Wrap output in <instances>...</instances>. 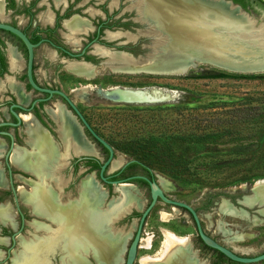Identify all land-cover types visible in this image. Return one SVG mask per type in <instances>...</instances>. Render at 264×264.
I'll return each instance as SVG.
<instances>
[{
	"label": "rangeland",
	"instance_id": "rangeland-1",
	"mask_svg": "<svg viewBox=\"0 0 264 264\" xmlns=\"http://www.w3.org/2000/svg\"><path fill=\"white\" fill-rule=\"evenodd\" d=\"M91 1L95 2L97 0H91ZM7 2H8L7 7L11 6L8 9L12 10L13 0H7ZM82 2L83 1L76 2V4H78L76 8L80 9L79 13H81V11H88L92 13V11L96 9L93 7V4L90 2H87L84 5H82ZM108 5L112 6V4H108ZM39 9L40 11L36 12L37 15L39 13L40 14L43 13L44 11V8H39ZM121 13L124 14L128 13L134 17L133 20L136 23H134L133 26L134 32H130L132 33L130 35H132L133 39L134 38L136 40L139 39V43L141 42V44L138 45V47L134 50L133 55L134 57L145 58L144 53L148 52L149 48H151L155 42V40L152 39V38H156L154 35L155 33H153L151 29H149V26L146 23H142V21H140L133 7V3H131L130 1L122 0V3L119 5L118 8V14ZM250 14L252 17H254L253 26L255 28H259L260 34L264 38V12L261 10H256V12H252ZM81 15L83 14L81 13ZM72 20L83 22L81 19H79L76 16H74L73 18L71 17V19L68 21L71 22ZM74 30L71 29L70 31L73 32ZM64 33L66 40H68L70 37L73 36L72 33L70 32H64ZM151 35H153L152 38ZM139 47H143V48H139ZM103 62L105 61L100 60L98 63H103ZM109 65H111L109 62L106 65L100 64L98 68L94 69L95 71L92 78L86 81L89 83H94L96 85L97 84L99 85L100 88H97L96 90L97 94L93 93V91H91V89L88 87L85 88L84 90L79 91L83 95L89 93L87 97L84 96L82 97L87 99L84 103H82L83 108L86 109L88 113L87 122L94 130H96L99 133L100 136H102L106 140L127 138L137 133L152 132L155 134L162 130H177L178 128L180 129L182 128L181 117L177 113L172 112V110L169 109L165 111L162 109L160 111L157 110L149 111L143 109L144 107H157L166 104H180V105L192 106L197 104H204L207 101L213 99L216 100L219 98L227 99L232 97H236V98L245 97V98H249L250 100L248 101L245 100L244 103H246L247 105L249 103L251 106L255 107L256 110L264 112V72H253V73L228 72L232 74H241L243 75V77H231V78L224 77V78L213 79V78H205L198 76H204L207 74H212L216 72H226V71L214 67L212 65H209L207 63H198L192 67H188L185 73L178 76H164V75L144 74V73L125 74L119 72L117 73L111 72L108 68ZM60 77L64 81H69L67 84L72 83L74 81V76L70 73L63 72L60 75ZM67 87L71 88L73 86L69 85ZM111 87H119L120 89H128L132 91L152 88V90L149 91V93H147L150 97L153 96L151 93L154 91H158L161 93L159 94L158 100L151 99L149 102H124V103L111 102L105 99L101 93H98V90H106ZM165 100L166 101L169 100L171 102H163ZM75 104H77V102ZM190 112L191 113L198 112L197 113L198 115L202 114L201 116H205L204 113H199V111H196L195 109H190ZM206 116H208V114H206ZM260 122L261 123L259 124L262 129L261 136L252 146V149L255 150L254 154L256 156L255 161H252L250 163L253 168H251L249 171H244L247 165L237 167L238 173L234 175L236 178L240 176H252L253 178L250 179L251 181L264 178V119L261 120ZM62 143L64 142L62 141ZM65 148H68V145L67 146L65 145ZM112 148L114 155L111 163L106 169L107 173H111L115 171L126 160L135 159L136 157L134 154L130 152H126L119 148L117 149L113 146ZM21 152L24 153L26 151L21 149ZM142 161L143 160H141V162ZM114 163L115 166H113ZM151 171L156 177L162 179V181L167 183V185L169 186V188L166 191H164L165 195H167L169 198H172L174 200L185 202L195 209L201 228L206 234H208L219 243L233 249L235 252L241 255L252 256L262 251V249L264 248V215H260L262 214L260 213L262 212V210H259L258 207L255 205H248L247 207H243L240 204L235 203V201L239 199L240 196V194H238L237 191L239 189L246 190L248 186V182H241L238 184L227 185V186H219L217 182L224 181L223 179L224 172H222L219 173L218 176L211 178L212 183L216 182L213 185H217V186L181 185L169 179L168 177L161 174L157 170L151 169ZM95 172L96 170L92 172H86V176H91L90 174L93 175L95 174ZM44 183H45V179L41 180V182L39 181L38 184L30 183L28 191H30L31 186H35L37 188L38 186L41 187L42 185H44ZM55 186L57 185L55 184ZM100 187L103 191H106V193H108L110 198H112L110 202L107 204L106 206L107 208L105 209L103 208L105 206L106 201H108V199H104V198L102 199V202L99 204V208H97L98 212L105 213L111 204L116 203L117 200L118 202H120L121 200L119 198L118 193L115 191L113 185L105 186L104 184H100ZM67 188L71 189L70 183L67 185ZM20 189L21 188H19L18 190ZM21 191H23L24 193L28 192L25 191L24 189H21ZM55 195L57 196L56 193ZM19 197L20 199L22 198L20 196V193H19ZM222 199H226L227 201H230L236 208L241 207L244 210L236 211L232 208L233 211L234 212L236 211L238 214H234L233 211L232 212L224 211L225 212L224 213L223 211L220 210V202ZM134 200H136L137 204L140 203L138 205V210L141 211L148 200L147 190L136 189L134 186L133 191L127 192V199L125 202L129 204L131 201ZM9 201H11V199ZM75 205L76 203H68L65 206L70 207ZM0 206H5L9 209V206H7L6 204H1ZM132 206L130 208H132ZM113 216L114 215L110 216V218ZM164 216H166L165 217L166 220H164L163 218ZM135 217L136 216H134L132 220H130L131 225H129V228L127 230H122L121 228L124 223L119 222V227H118L119 234L111 235L110 232H108L111 238H115V236L117 235L121 239L120 255H118V260L116 264H122L123 262L125 248L131 237L130 232L133 231L135 228V222H136ZM50 218L55 219L52 217ZM108 221L109 219L107 220V222ZM107 222L105 226L106 229H107ZM64 223L66 225L63 226L64 230L70 228V226H68V221L67 222L64 221ZM73 228L75 229L74 226ZM5 229H7V227L5 228L0 225V236L1 235L8 236L10 231L6 232ZM55 230H52V232L54 233ZM162 231L171 233L178 238L189 239L190 241H189L188 252L190 253L192 259L195 261L196 264H264V261H260L256 263H237L234 261H230L225 257H221L216 252L203 247L202 244L198 242V239L196 237V232L194 229V224L190 216L185 211L178 209L176 207H172L164 202H161L160 200H157L150 209L145 219V222L142 226V233L140 235L141 239H147V238L151 239L150 248L143 249L138 246L133 264H140V261L144 260L147 256H154L160 252L164 241V236L162 234ZM53 233H51L50 235L52 236ZM22 234L24 235L25 233ZM24 237H30V236L25 234ZM38 238H43V236ZM53 242L56 243V241ZM1 243H4L2 239H0L1 264H10V260H12L14 257L16 258L17 256H20V254L19 255L15 254V256L13 255L12 257L13 252H15V250L17 249V247L14 246L10 251L11 254H9V258L5 257L6 256L5 247H8L9 243L6 242V246L2 245ZM21 243H27V242L22 241ZM46 245L47 244L43 243L42 250L43 248L46 249L45 247ZM68 246L72 251L71 253L70 250L68 251L67 249ZM53 247L54 244L51 245V248H49L48 251H51ZM64 249L68 251L67 258L69 260V264L70 263L75 264L76 260L78 261L83 259L81 255H78L79 252H86L90 249L89 251L93 256V249L89 247L88 249L85 250L81 243H75V242L64 243ZM37 253H35L34 256ZM21 255H23L24 259H26L25 253ZM86 256L88 262H90L91 264H96L94 260L90 257V253H86ZM42 260L43 262L41 264L45 262V257L42 258ZM27 261L28 260L24 261V264H26ZM55 263L53 262L50 264H55ZM99 264H105V263L99 262Z\"/></svg>",
	"mask_w": 264,
	"mask_h": 264
},
{
	"label": "bare ground",
	"instance_id": "bare-ground-1",
	"mask_svg": "<svg viewBox=\"0 0 264 264\" xmlns=\"http://www.w3.org/2000/svg\"><path fill=\"white\" fill-rule=\"evenodd\" d=\"M134 4L133 7L136 12L139 13V18L153 23V25H151L153 29L161 34L163 33V37L171 36L172 42L167 44L162 43L161 40L160 44L156 43L157 49L163 52L160 54L161 56L159 55L160 51L156 54H149L146 57V62L144 60V62L147 63L145 65L142 61L135 62L126 54L109 55V62H113L114 64L110 63L111 65H109L108 68L113 73L156 74L154 72L161 71V69L155 66L159 61H174L176 65L178 64V66H181L179 70L185 67H192L193 64L190 61H183L185 55L195 56L197 61L208 62L218 68H220V66H217L218 64H212L218 61V59L207 58V56H213L223 60L226 58H230L231 60L236 59L233 61L250 60L259 62V64H264L263 51L259 50L252 42L245 43L243 41H238L237 38L234 37V34L242 35L251 32L253 29L250 21L240 14L236 8L228 5L222 0H135ZM66 23L67 28L70 30L76 29L74 31H78L84 28L83 22L72 20ZM14 52L13 49H9L8 56L11 62H13L15 56ZM218 63L223 64V62L220 61H218ZM69 69L70 72L77 74V76L79 75L85 78H92L95 71L88 66L82 65L72 66ZM234 71L264 72V65L259 67V69H236ZM84 89L83 87L81 90ZM13 90L16 92L17 98L24 102L26 98L19 92V88L13 87ZM151 90L152 88L132 91L120 89L119 87H111L106 90H98V93H101L105 99L111 102H149L151 99L158 100L161 92L154 91L151 93L153 96L150 97L147 93ZM163 102L167 101L165 100ZM55 106L56 109L51 112V115L58 123V132L61 140L66 143V146L69 140H73L75 142V151L86 152L87 144L80 140L78 129L71 119L72 116L70 117L64 112L59 105ZM21 118L25 124V131L28 137L27 142L30 145V150L27 153H23L21 149H13L10 155L11 162L18 167L32 172L36 178H38V182L44 179L46 180L45 176L52 175L53 178L51 179L54 185L56 184V187H58L60 181L54 178V166H51V163L48 162V153H53L55 146L38 128L30 115H22ZM113 166H115V163ZM0 183H2L1 175ZM157 183L163 191L169 188L167 183L163 182L162 179L158 177ZM258 186L257 196L264 200V180H262ZM133 187L130 183L122 184L121 189L124 192V202L121 203V201L118 202L117 200L116 203L108 207L105 213L97 211L104 197V193L91 176H85L82 179L79 199L75 202V206H70L68 208L58 203L55 193L49 186L42 185L37 188L31 186L30 191L25 193L21 191V189L18 190L22 197L21 199L28 202L32 210L37 212V214L39 213L47 218H55H50L55 223V228L49 229L47 235H44L43 238H36L35 242H20L22 247L20 250L21 252L18 253L20 256L14 257L11 263L24 264V261L28 260L26 264H41L43 262L42 258L48 253L51 245L54 244L55 246L58 243L59 248L64 249V243L75 242L81 243L85 250L91 247L93 249V256L97 261L89 251L90 249L87 252L90 253L97 264H99V262L116 264L118 255H120L121 239L111 238L108 234L110 231L106 229L105 226L110 216L117 214L123 207L127 208L133 204L136 206L140 204H137L136 200L131 201L129 204L125 202L127 199V192L133 191ZM107 204L103 207L104 209L107 208ZM220 210L223 212L233 211L225 200H221ZM234 214L238 213L235 211ZM165 217L166 216L163 217L164 220H166ZM9 219L10 210L5 206H0V220L3 222ZM64 221H68V226H70V228L64 230L63 226H66ZM52 230H55L54 233L56 234H54ZM51 233H53L52 236L50 235ZM162 234L164 236V241L160 252L154 256H147L144 260L140 261V264H196L188 252L189 239L178 238L165 231H162ZM53 241H56V243ZM43 243L47 245L45 246L46 249L43 248L42 250ZM150 245V238L141 239L140 237L138 244L140 248L149 249ZM67 249L68 251L70 250V253L72 252L69 246ZM68 251L64 249L66 258ZM23 253L26 254V259L21 255ZM35 253H37V256H34ZM75 264H87V262L82 259L76 260Z\"/></svg>",
	"mask_w": 264,
	"mask_h": 264
},
{
	"label": "flooded vegetation",
	"instance_id": "flooded-vegetation-1",
	"mask_svg": "<svg viewBox=\"0 0 264 264\" xmlns=\"http://www.w3.org/2000/svg\"><path fill=\"white\" fill-rule=\"evenodd\" d=\"M37 1L38 0H29L26 4L22 5L20 9L17 6L16 10L17 9L21 10V13H23L24 15L29 14L28 17H31L34 11L38 10L36 7ZM81 1H83L82 5L86 4L87 2L92 3L93 7L96 9H94L92 13L88 11H81V13L83 14L81 15V13H79L80 9L76 8V6H78L76 2H81ZM121 3L122 0H113V1L97 0L95 2L91 0H65L64 4H60L57 6H53L52 4H50L49 9L52 12V15H50L48 19H45L42 23L36 21L35 23L32 24L30 22L26 26L25 30L19 28L21 31H23L26 34L30 42L37 43V45L33 48L32 77L35 83L39 87L52 90L50 95L42 91L30 89L29 85L25 81V74H24L25 49L23 50L20 47L19 41L16 40L15 37L5 33L6 31H0L2 33L3 39L5 37H10L13 39L17 50L22 54L24 66H23V75L20 78V83L23 88L22 94L28 96V101L25 104L18 102L15 99V97L12 95H8V99L4 98L0 100V108H4V112L6 114V116H4L2 114V111H0V122L1 121L15 122V119L9 113V108L11 104L18 103L26 107L32 105L29 111H22L20 109L12 107V110L19 115L20 118L19 124L16 126H7V125L0 126V131L9 132L13 138V147L11 148L7 156V162L11 170V181L13 186H14V178H13L14 173H18L23 177L31 176L30 174L22 170L15 169L14 167H12L10 161V157H11L10 155L12 154L13 149L15 147L25 146L24 133H23V130L25 129V125L21 118L22 115H30L34 123L38 126V128L46 135L48 140L55 146V150L53 151V153H48L49 155L48 162L51 164H61V166L64 167L63 169L64 173L62 170L61 176L64 179H68L67 185L70 183L72 187V185H74L79 178L86 175V172H92L94 170H96L95 174L93 175L90 174V175L95 182L98 181L104 184L105 186L111 185L101 182L97 176L98 167L97 168L93 167L94 164H98L99 166V164L106 159L107 151L100 144H98L93 138H91V136L87 133L84 127L82 128V132H81V129L76 123V121L78 123H81L80 120L78 119L76 114H74V112L70 109V107L67 105L65 100L55 91L62 92L73 103L77 111L87 122L88 113L87 110L83 108V104H82L87 99L82 97L83 96L87 97L89 93L83 95L81 92L80 93L78 92L81 91L83 87L84 88L88 87L91 89V91H93V93L97 94L96 90L97 88L100 87L98 84L96 85L94 83L86 82L90 78H85L79 75L77 76V74L70 72L69 68L72 66L82 65L86 67L88 66L89 68H92L94 70L98 68L100 64L106 65L109 62L108 56L111 54H116L115 53L116 51L126 52L134 57L133 55L134 50L138 47V45L141 44V42L139 43V39L137 40L135 38L133 39L132 35H130L132 34L130 32H134L133 26L134 23H136L133 20L134 17L128 13L118 14V8ZM108 4H112V6H109ZM73 14H77V17L83 21L84 28L78 31L71 32L67 28L66 22L70 20L71 15ZM64 32L72 33L73 36L69 38L70 40L65 39ZM3 39H0L1 42L0 52L2 53V56L4 58L5 67H4V71L0 74V77L3 73L6 72L7 69L6 58L4 56V51H3V47H4ZM30 39H33V41H31ZM40 46H43L47 53V57H45L43 61H40L39 58L37 57V49ZM139 48H143V47H139ZM72 54H78V55L73 56ZM100 60H104L105 62L98 63ZM109 63L112 64L113 62H109ZM63 72L72 74L74 76V81L72 83L67 84L69 81L62 80L60 75ZM69 85H72L73 87L71 88L67 87ZM46 97H47L46 100H42L43 98ZM75 101L77 102L78 105L75 104L76 103ZM55 105H59L62 108V110L66 112L70 117L71 115L67 112L66 109H69L70 113L74 114V118L71 117V119L74 121L75 126L78 129L80 140L84 143L82 137V133H83L88 139H90V141L93 142L92 144L93 149L91 151H89L88 153L75 151L74 150L75 142L73 140H69L68 148H65V144L62 143V140L58 132V123L56 119L51 115V112H53L56 109ZM92 130L98 136H100L96 130H94L93 128ZM100 137L107 142L105 138H103L102 136ZM0 138L4 142V148L0 154V168L2 171L1 172L2 179L6 183L5 189L3 188L0 189V200L3 201L6 199L7 200L11 199L10 203L12 202L11 205L14 212L13 220L15 222L14 229L10 227V224L7 221H6L7 223L1 226L5 228L7 227V229H5L6 232L10 231L7 236L10 244V242H12L9 237L11 233L19 229L20 227H21L20 230L21 232L24 229L25 220L30 219L31 216L28 215L27 210L24 209L22 206H20L19 203H18L19 209L23 216L22 222L19 214L15 211L12 200V194L10 192V188L8 184L7 167L4 162V154L9 146V138L6 135H0ZM109 146L113 151L112 146L110 144ZM108 166L109 164L107 165V167ZM126 166L122 170H120L117 174L116 172L118 171V168L111 173H107L106 172L107 167H106L103 174L108 180L124 179L125 177L137 175V174L143 175L149 179L151 178L150 173L152 172L148 170L145 164L141 161L135 160V165L129 167ZM133 180L134 179H131L130 181L134 183L136 189L147 190V198H148L147 203H148L149 196H148L147 184L142 180L141 181H133ZM80 186H81V182L77 189L78 192L77 200L79 199ZM106 197H109L108 193ZM77 200L75 202H77ZM146 204L144 205V207L146 206ZM140 212L141 211H139L137 207H132L129 208L128 211L123 212L118 218H115L112 221V227H114L117 230L116 233L118 234L119 231L118 228L119 222L124 223L121 229L127 230L129 228V225H131L130 220H132L134 216H136L135 217L136 218L135 225H136L137 220L140 216ZM134 230L130 232L131 237L134 233ZM115 238H120V237L116 235Z\"/></svg>",
	"mask_w": 264,
	"mask_h": 264
},
{
	"label": "trees",
	"instance_id": "trees-1",
	"mask_svg": "<svg viewBox=\"0 0 264 264\" xmlns=\"http://www.w3.org/2000/svg\"><path fill=\"white\" fill-rule=\"evenodd\" d=\"M231 1L249 13L256 12V10L264 12V2L261 0ZM5 33L11 35L8 32ZM15 39L18 40L16 37ZM30 40L33 41V39ZM19 45L24 50L20 41ZM4 67V58L0 52V74L4 71ZM198 77L214 79L243 77V75L216 72ZM245 100L250 99L232 97L213 99L204 104L192 106L166 104L144 107L143 109L149 111L172 110L181 117L182 128L162 130L155 134L152 132L137 133L127 138L107 139V142L117 149L134 154L135 160H143L148 170H157L181 185L217 186L213 185L216 182L212 183L211 178L222 172H224V181L217 182L219 186L241 182L250 184L252 176L236 178L234 175L238 173L237 167L247 165L244 171L253 168L250 163L255 161L256 156L252 146L261 136L262 129L259 123L264 119V112L256 110L249 103L247 105L244 103ZM190 109L204 113L205 116L198 115V112L191 113ZM132 165H135V162L129 163L126 167ZM93 167L97 168L98 164H94ZM150 176L152 177L151 173ZM133 181L141 180L134 179ZM197 239L201 243L199 238ZM202 246L213 250L203 244ZM213 251L224 257L219 252Z\"/></svg>",
	"mask_w": 264,
	"mask_h": 264
},
{
	"label": "water",
	"instance_id": "water-1",
	"mask_svg": "<svg viewBox=\"0 0 264 264\" xmlns=\"http://www.w3.org/2000/svg\"><path fill=\"white\" fill-rule=\"evenodd\" d=\"M131 3L134 4L135 0H128ZM223 2L227 3L228 5L234 7L237 9V11L242 14L246 19H248L250 21V24L252 26V31L251 32H247L245 34L242 35H238V34H234V37L237 38L238 41H243L245 43L247 42H252L254 45H256L258 47L259 50L264 52V38L261 36L259 28H255L253 26L254 23V17L251 16V14L247 11H245L244 9H242L238 4L233 3L231 0H222ZM262 2H264V0H261ZM136 11V10H135ZM137 13V12H136ZM139 13H137V17L139 18ZM140 19V18H139ZM140 21H142V23H146L149 26V29H151V31L153 33H155V37L156 38H152L153 35H151V38L155 40L154 44L152 45L151 48H149L148 52L144 53L145 58L144 57H133L130 54L126 53V52H122V51H116V54H126L128 55L132 60H134L135 62H140L142 61L143 64H147L146 62V57L149 54H156L158 51L159 55L163 52L160 49H157L156 43L160 44L161 40L162 43H171L172 42V37L171 36H165L163 37V33H159L158 31H155V29H153V27L151 25H153V23H150L148 21H146L145 19H140ZM0 30L2 31H6L8 33H10L11 35L15 36L24 46L25 49V81L26 83L29 85L30 89L33 90H38V91H42L47 93L48 95L51 94L52 90L47 89V88H41L39 87L35 81L33 80L32 77V56H33V48L37 45V43H32L29 41L28 37L26 36V34L21 31L19 28L10 25L8 23L2 22L0 21ZM232 33V32H231ZM165 40H164V39ZM73 56L78 55V54H72ZM161 56V55H160ZM207 58H212V59H218V61L223 62V64H219L218 61L212 63V64H218L217 66H220L219 69H222L226 72H237L234 71L236 69H243V70H250V69H259V67H262L264 64H259V62L256 61H233L236 59L231 60L230 58H226V59H219L213 56H207ZM145 60V62H144ZM188 60L190 61L193 66L198 64V63H207L205 61H197V58L195 56H191V55H185V57L183 58V61ZM196 60V61H195ZM182 61V60H181ZM211 65V64H209ZM157 66L156 68L161 69L160 72H154L156 73L155 75H164V76H178V75H182L185 71H186V67L182 70L181 66H178V64L176 65V62L174 61H168V62H163V61H159L156 63ZM213 66V65H212ZM216 67V66H214ZM218 68V67H217ZM180 71V72H178ZM247 72V71H246ZM241 73V72H240ZM247 73H253L251 71L247 72ZM58 95H60L65 102L67 103V105L70 107V109L74 112V114H76V116L78 117V119L80 120L81 123H77V125L79 126V128L81 129L82 132V128L84 127L85 130L87 131V133L91 136V138H93L98 144H100L106 151H107V157L105 160H103L97 169V176L99 178V180L103 183L106 184H111L113 185L115 191L118 193L119 198L121 200V203H123L124 201V192L121 189V185L122 184H127L130 183L134 186V183L132 181H130L131 179H140L143 182H145L147 184L148 187V196H149V201L146 204V206L141 210L140 212V216L137 220V223L135 225V230L134 233L129 241V243L127 244L126 248H125V253H124V258H123V262L122 264H133L134 259H135V255H136V250L138 248V243H139V239H140V235L142 233V226L144 224V220L147 216V214L149 213L150 209L152 208V206L154 205V203L157 200H160L161 202H164L172 207H176L178 209H183L185 210V212L190 216L193 224H194V229L196 232V236L199 238V240L201 241V243L210 248L213 249L217 252H219L220 254H222L225 258H227L230 261H234L237 263H256V262H260L264 260V248L262 249L261 252H259L256 255L253 256H245V255H241L237 252H235L233 249L219 243L218 241H216L215 239H213L211 236H209L208 234H206L203 229L201 228V225L199 223V219L197 216V213L195 211V209L193 207H191L189 204L179 201V200H174L172 198H169L167 195H165L164 191L161 189V187L159 186V184L157 183V177L152 174V177L149 179L143 175H132V176H128L125 177L124 179H115V180H108L105 176H104V170L107 167L108 164L111 163L112 161V155H113V151L111 149V147L109 146V144L103 140L100 136H98L93 130L92 128L89 126V124L84 120V118L80 115V113L77 111V109L75 108V106L73 105V103L60 91H55ZM46 98H43L42 100H46ZM168 102V101H167ZM171 102V101H169ZM32 105L26 107V106H22L18 103H13L10 105L9 108V113L12 115V117L15 119V122H9V121H1L0 122V126L2 125H7V126H16L19 124L20 122V118L19 115L14 112L12 110V107L20 109L22 111H29V109L31 108ZM67 112L74 118V114L70 113L69 109H66ZM0 135H6L9 138V146L4 154V162L6 164L7 167V174H8V184H9V188H10V192L12 194V200H13V205L15 208V211L19 214L20 218H21V222L23 221V216L20 212L19 209V205H18V201H17V197H16V192H15V188L12 184L11 181V170L9 168L8 162H7V156L11 150V148L13 147V138L11 136V134L7 131H0ZM82 137L84 142H86L87 144V149L86 152L84 153H88L89 151H91L92 148V144L93 142L90 141V139H88L83 133H82ZM130 162H135V160H127L125 161L119 168L118 171L116 172V174L122 170L127 164H129ZM107 172V171H106ZM264 180V178H260V179H256L254 180L252 183L248 184L247 189L246 190H242L239 189L237 191L238 194H240L239 199H237L235 201V203L240 204L243 207H247L248 205H255L258 207L259 210H262V214L260 215H264V200L262 198H259L257 195V190H258V185L259 183ZM96 183L98 185L102 184L98 181H96ZM233 188V187H232ZM230 188V189H232ZM234 189V188H233ZM245 192V193H244ZM105 194V198H108V200H110V197H106L107 193L106 191H104ZM116 198V197H115ZM225 200L227 202V204L230 205L231 208H233L234 210L238 211H242L244 209H242L241 207H235L230 201H227L226 199H222ZM107 203V201H106ZM105 203V205H106ZM122 205V204H120ZM132 205H130L129 207H123L120 212H118L116 215H114L112 217V219L114 220L115 218H118L122 212L128 210ZM132 207H137L135 204H133ZM22 226V224H21ZM21 227L15 231H13L11 233L10 240L12 242H10V246L5 250V257H8L10 254V248L15 244L14 240H15V235H17L18 233H20ZM86 253H89L86 251Z\"/></svg>",
	"mask_w": 264,
	"mask_h": 264
},
{
	"label": "crops",
	"instance_id": "crops-1",
	"mask_svg": "<svg viewBox=\"0 0 264 264\" xmlns=\"http://www.w3.org/2000/svg\"><path fill=\"white\" fill-rule=\"evenodd\" d=\"M28 1L29 0H13V9H12L13 11H12V10L8 9L11 6L7 7V4H8L7 0H0V21H4V22H7L9 24H13V25L17 26L18 28L25 30L28 23L31 22L33 24L36 21H39L40 23H42L45 19H48V17L50 15H52V12L49 9L50 4H52L53 6H57V5L65 3V0H38L36 2V7L38 10L34 11V13L31 17H28L29 14L24 15L23 13H21V10H18V9L16 10L17 6L20 9V7H22V5L26 4ZM39 8H44V11L41 14L39 13L40 15L39 14L37 15L36 12L40 11ZM74 16L77 17V14L71 15V17H74ZM2 37H3L2 33L0 32V39H3ZM3 42H4L3 51H4V56L6 58L7 69H6V72L3 73L0 77V100H2L4 98L8 99V95H12L15 97V99L18 102L25 104L28 101V96L27 95L25 96V94H22L23 88H22V85L20 83V78L23 75V66H24L22 54L17 50L15 43H14L12 38L5 37L3 39ZM10 48L15 51L14 52L15 56H14L13 62L10 61L9 56H8ZM37 57L39 58L40 61H43L45 59V57H47V53H46L45 48L43 46H40L37 49ZM11 67H13V68H11ZM12 86L19 88V92H21V94L26 98L24 102L20 101L17 98L16 92H14ZM0 111H2V114L4 116H6V114L4 112V108H0ZM25 116H29V115H25ZM23 133H24L25 146L24 147H15V148L24 149L26 151H29L30 148H29V144L27 143L28 137H27L25 129L23 130ZM3 148H4V142L0 138V154L3 150ZM11 164H12V167H14L15 169L22 170V171L31 175L30 177H23L22 175H20L18 173L13 174L17 201L20 204V206H22L24 209L27 210L28 215L31 216L30 219L25 220L24 229L20 233L15 235V244L9 250V251H11V249L14 246L17 247L15 252H13V254H12V257H13V255L21 252L20 250L22 249V247L20 245V242H22V241L23 242H35L36 238L42 237L44 235L46 236L49 229H54L55 223L50 218H47V217H45L39 213L37 214V212L32 210V208L28 204V202L20 199L19 192H18L19 188L24 189L25 191H28L30 183L31 184H34V183L38 184L39 182L37 181L36 176L32 172H30L29 170L24 169L22 167H18L17 165H14L12 162H11ZM51 166H54L53 171L56 174L53 172L54 173L53 176H54V178L59 179L60 184L58 187H56L54 185L52 179H51L53 177L50 174L51 176H49V175L45 176L46 180H45L44 185L49 186L51 188V190H53V192H55L57 194L56 199L58 200V203H60L62 205H66L67 203H74L78 198V192H77L78 186H79L80 182L82 181L83 177H85L86 175L79 178L78 181L74 185H72L71 189H68L67 188L68 179H64L61 176L62 175L61 172L64 169V167L61 166V164H51ZM1 172L2 171L0 168V175H1V179H2V173ZM5 187H6V183L2 179V183H0V189L1 188L5 189ZM103 193H104V191H103ZM103 198L105 199V194H104ZM1 204H6L7 206H9L10 219L7 222L10 224V227L12 229H14V227H15V222L13 220L14 219V212H13L12 205H11L10 201L6 199L3 201H0V205ZM112 221H113V219L111 217V218H109V221L107 222V229L110 230L111 235H113L115 232H117V230L114 227H112ZM5 222L6 221L2 222V220H0V225H4ZM22 233H25V234L29 235L30 237H24L25 234L23 235ZM0 239H2L4 241V243H1L4 246H6V242L9 243L7 236L1 235ZM9 246H10V244H9ZM8 247H5V250ZM10 254H11V252H10ZM78 255H81L83 257V259L87 262V264H91L87 260L86 252H79ZM65 256H66V254L64 253V249L59 248L58 243H57L52 248V250L48 251V253L45 255L46 258H45V262L43 264H50L53 262L54 263L56 262L57 264H69V262ZM90 257L92 258L91 255H90ZM8 258H9V256H8ZM94 262L97 264V262L95 260H94ZM0 264H1V262H0ZM10 264H11V260H10Z\"/></svg>",
	"mask_w": 264,
	"mask_h": 264
}]
</instances>
